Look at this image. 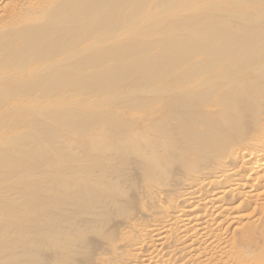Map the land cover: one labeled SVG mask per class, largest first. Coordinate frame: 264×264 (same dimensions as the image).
I'll list each match as a JSON object with an SVG mask.
<instances>
[{
  "label": "bare ground",
  "instance_id": "1",
  "mask_svg": "<svg viewBox=\"0 0 264 264\" xmlns=\"http://www.w3.org/2000/svg\"><path fill=\"white\" fill-rule=\"evenodd\" d=\"M0 264H264V0H0Z\"/></svg>",
  "mask_w": 264,
  "mask_h": 264
}]
</instances>
